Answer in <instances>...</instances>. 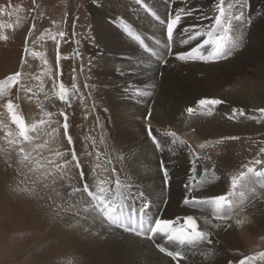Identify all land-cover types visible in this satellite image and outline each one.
<instances>
[{"label": "bare ground", "instance_id": "bare-ground-1", "mask_svg": "<svg viewBox=\"0 0 264 264\" xmlns=\"http://www.w3.org/2000/svg\"><path fill=\"white\" fill-rule=\"evenodd\" d=\"M131 1L124 0L125 3H123L122 0H97L92 8L93 18L89 25L94 35L95 44L89 49H87L88 45L87 47L84 46V51L89 59V71L87 72L90 75V84L88 85L92 88L94 100L99 102L103 110L95 111L92 105L85 101L87 93L83 89L80 94L77 88L75 90L72 88L75 80L73 76L75 75V67L72 59L73 46H65L62 42L59 60L61 64H64L61 73L64 76L62 81H64L65 88L69 92L71 103L67 113L70 120L69 134L73 136L74 144L72 146L67 144V140L63 136V116L55 112L56 105L51 101L59 99L57 94L53 92L52 99L46 89L42 91L45 92L44 97L47 101V109L43 118L46 121L44 124L46 131L43 127L38 129H42L41 135L49 141V145L53 143L58 150L68 151V147L70 149L74 147L82 162V167L85 169V179L91 178L93 184L96 180L106 178L102 163L105 165L106 159H111V166L117 169L121 180L130 185L126 194L129 195V201L135 203L133 204L134 207L140 203L136 197L138 190L144 191L151 201L147 218L161 219L167 217V219H175L193 215L202 229H206L203 227H210L212 229L210 231L212 244L201 242L198 244V247L201 248L191 247L185 250V252H192L195 255V264H238V260L231 257L232 252L240 250L242 253H246L249 247H251L250 251H255L263 246L261 243V245H255L259 238L264 237V192L258 195L252 194L255 201L251 203L245 195L241 194L239 189L254 175L248 174L241 185L233 190L231 188V176L236 175L235 172L232 171L231 173L229 169H219L217 172L219 179L216 178L215 182L213 181L215 185H212L206 193L209 195H227L229 191L233 193L229 197L233 202L232 205L226 207L224 211L222 210V215L227 212L230 219L221 220L223 224L220 226H216L218 221L206 224V220L212 221L210 216L199 212V207L190 208L183 205L182 198L191 170L189 162L194 161L203 149L218 143L223 137L237 136L243 134L245 129L249 130L256 118H264V114L257 111L263 106L256 102L251 103L245 96L231 92L214 98L222 99L224 103L213 109L212 115L207 114V109H199L197 113L193 114L195 116L193 119L188 118L189 114L186 110L189 107H195L201 98H212L208 96V93L217 92V89H221V86L227 83L226 81L230 76L239 74L241 64L256 63V65H260L261 70H264V28L261 27L264 24V10L260 14L261 18L252 26L257 33L253 42H258V46L246 45L245 40H249L251 37V33H249L247 37L243 36L242 44L227 60L204 64L199 61L181 62L173 59L177 50L174 45L173 54L167 59L168 63L161 68L156 60L151 61L148 55L136 48L135 44L123 35L118 27L127 24L131 29L142 35H147V39L149 37L153 43L157 41L156 38H163L162 41L165 42L164 28L153 18L147 17L140 7L137 4V6L133 5ZM208 1L210 0L206 2ZM214 1L208 2L205 7L210 9ZM248 1L254 4L257 2ZM258 1L263 3L264 0ZM143 3L148 5L151 17L153 12L160 15L165 14V16L170 11L172 12L171 8L158 0H143ZM160 19L166 21L165 18ZM189 20L199 21L195 14L191 17L187 16L183 19L179 33H181V29L188 27L187 22ZM258 27L261 29H257ZM179 41L180 36H177L175 42L179 43ZM182 46L185 45L182 44ZM161 52L162 50L159 49L158 54ZM25 56L26 54H23L22 49H16L15 53L9 51L5 55L1 54L0 81L6 72L3 73L8 61L15 60L17 68L22 70L24 68L21 60ZM118 68L125 72V75H121L117 71ZM158 73H161L160 78L157 77ZM23 83L28 87L30 85L26 80H23ZM129 84H131L129 95H125L124 88ZM137 87L141 88L142 91H147L149 95L142 98L135 97ZM28 93L21 95L24 99L20 101L22 104H20V111L24 114H28L30 111ZM258 96L260 102L264 104V89L259 90ZM153 101V111L150 109L152 115L149 117L147 109L150 108L149 104ZM236 106L244 108L247 116L240 117L237 115L235 119H228L231 109ZM48 113L52 115L49 116ZM96 117H100L99 124H97ZM243 121L245 124H242ZM25 123L29 128L33 125V122L25 121ZM148 125L151 126L153 134L157 138H161L163 151L160 155L156 154L153 145L146 137ZM53 129H56V132L50 137L48 133L52 132ZM171 132L177 134L175 144L172 143L173 137L169 135ZM101 136L104 138L103 142H101ZM93 141H95V148ZM181 141L185 143L181 144ZM201 144L206 145V147L201 149ZM175 150L182 151V153L179 154L178 152L176 155ZM96 151L101 154L99 159L95 155L91 157L83 155L85 152L95 153ZM48 154L50 155V153ZM171 154H175L172 160ZM159 157L169 163L171 181L168 187L163 186L158 171L159 161L157 162V159ZM66 159H71L69 153ZM97 164L101 167L97 169V173L93 177L92 170L96 168ZM78 173L79 169L69 165L65 182H62L64 184L61 189L62 193L70 191L72 186L81 187L82 182L79 180ZM204 177L203 169L200 168L197 170V176L193 182H201ZM9 191L8 188L2 190L0 184V211L7 213L14 220L15 233L27 234L32 232L33 235H40L38 242L27 241L26 244L23 241V243H18L17 249L24 245L27 249H31L30 247L33 246L37 248L49 243L48 245L62 250V254L69 258H63L65 262L73 258L75 260L72 261H80L82 264H169L170 257L157 251L151 242L138 238L134 234L124 233L118 229V235L109 234L106 230L100 231L97 235L95 227L91 229L92 235L73 232L63 223L52 219L51 212L48 210L50 200L47 199L42 211L36 212L33 209L21 207L19 199L23 196H17L16 193L15 197L19 199H15L14 203ZM193 191L198 195H207L199 190ZM48 195L49 193H47ZM163 200H167V203H163ZM85 227L87 228L88 225L85 224ZM157 242L166 246L169 251L181 249H179L177 242L176 249L173 247L174 244L172 245L166 239L157 238ZM211 251L215 253L212 262L205 263L204 258ZM28 260L32 261L30 264H41L42 257L36 253ZM25 263L29 264L26 261ZM188 263L192 264V260L186 259L183 262V264ZM20 264L23 263L20 262ZM172 264L175 262L173 261Z\"/></svg>", "mask_w": 264, "mask_h": 264}, {"label": "rangeland", "instance_id": "rangeland-1", "mask_svg": "<svg viewBox=\"0 0 264 264\" xmlns=\"http://www.w3.org/2000/svg\"><path fill=\"white\" fill-rule=\"evenodd\" d=\"M95 1L97 0H0V36L8 37L6 41L0 40V55H5L6 53H9V51L15 53L16 49H22L23 54H26V56L22 59L23 61H25V63H23L24 69L21 70L17 68L15 60L8 61V64L3 71V73L5 71L7 73H4L3 79L1 81H4L8 76L12 75L17 71L22 72V74L24 75V80H26L30 84L29 87L31 86L30 88H32L31 91L33 92H29L27 94L28 102H30L28 103V106H30L29 113L24 114L23 112H20L24 116L25 121L33 122V124H36L38 128L43 127L45 131L46 128L44 124H39V121L45 117V110L47 109V101L44 97L45 92L42 91L46 89L47 93L50 95L51 98L50 91H55L56 89H58L53 88L54 84L58 85L60 83H63L65 85L64 81H62L64 80V76L61 74L63 67L62 65L64 64H61L60 60L57 61V54L61 53L62 42L65 46H73L74 53L72 59L75 67V75L73 76L75 77L74 84L76 85L77 90H79L80 94L82 93V89L85 93H87V100L85 99V101L91 104L95 111L100 109L103 110L99 102L94 100L91 91L92 88L90 87V85H88L90 84V75L88 74L89 72H87L89 71V59L87 58L88 56L84 51L87 45V49H89L90 46L93 47V44L90 41L94 40V35L90 30L89 24H91L92 22V8L95 5ZM122 1L123 3H125L124 0ZM158 1L171 8L172 12L174 11V13L180 8H184L185 11H187L188 9H193V12L195 14L203 13L206 14L208 17H212L214 15V4L216 2L215 0L213 2L214 6L211 5L210 9H207L205 6H207L208 2L212 0L208 2H206L207 0H174L171 2L174 5L168 4V0ZM238 1L239 0H225V4L227 5L228 3H233L235 5V3H237ZM252 1L257 2L256 4H254L253 2L250 3L251 9H256L260 11L261 14L262 10H264V1L263 3L258 0ZM131 2L133 3V5H138L140 7V4L135 3L136 0H132ZM178 4L179 6L177 7ZM146 6L149 9L148 5ZM145 9L146 8L143 7L141 10L144 12ZM89 10L91 11V13ZM194 13L192 15H194ZM163 15L165 16V14ZM186 17L187 16L182 15V19ZM152 18L163 27V20L160 19V21H158L153 16ZM206 22L210 23V20H206ZM187 23L188 27L201 26V23L196 21L189 20ZM232 24L233 25L230 31L236 32L243 30V28L239 26L236 21H233ZM118 27L121 29L123 35H125L129 40H131L135 44L136 48L148 55L151 61L155 60L154 55H150L143 50L144 45H147L150 48V45L148 43H150L151 41L149 37L147 39V35H142L138 31L130 28L132 32H134L137 36L140 37V40H136L133 36L128 35V32L124 29L123 26L119 25ZM261 27L264 28V24H262ZM261 27H258L257 29H261ZM61 32L65 34L63 37L60 36ZM245 32L243 34V36L245 37H247L248 34L251 33V37L249 38V40H245L246 45H251L252 47H254V45L258 46V42H253L254 37L257 35L255 29L251 27ZM233 34L234 33L228 35L232 37ZM234 35L236 39L233 40L237 42L236 49H238L239 46L242 44L243 38L241 40L236 34ZM162 39L163 38H156L157 41L154 43L156 44L158 41L164 43ZM142 40L143 45L141 44ZM159 44L160 43H158V45ZM25 48H27V52H25ZM155 53H157V51H155ZM158 64L160 65V63ZM241 65L242 66H240V71L238 70L239 74L230 76L226 81L227 83L221 86V89H217V92H209L208 96L212 98H218L220 96L230 94L231 92H235L236 94L245 96L247 100H249L251 103L256 102L260 104V106L264 107V104L260 102L258 96L259 90L264 89V70H261L260 65H256V63L250 65L249 63H246ZM157 77L160 78L161 73H158ZM86 83L88 87H85ZM12 91L13 93H16L17 89L13 88ZM20 94L23 95L24 92L22 91ZM51 101L56 105V113H67V110L69 108L68 103L66 104V102L64 101ZM19 103L21 104L20 101ZM62 104L66 106L65 109L60 107V105ZM153 105L154 101L149 104L150 108L147 109L148 112L150 109L153 111ZM235 108L239 109L238 106H236ZM190 117L193 119L195 118L194 115H189L188 118ZM242 124H245V122L243 121ZM5 125L7 126V129L13 131L15 130V125L11 123V118L8 115L7 110L3 107H0V184L2 190L8 188V191L10 190L9 194L12 198V201L15 203V199H17L15 197V193L17 196H20L18 193V189L20 187H35L38 192L37 198L33 199L31 197H21V199H18L20 200L21 207L33 209L36 212H40L43 208H45V202H47L46 197L48 191L44 189L42 185L32 183L35 177H33L32 173L28 171V168L24 167L21 163V158L18 155L17 149L9 145L4 138ZM41 131L42 129H39L38 133H31L33 136L38 137V139L35 141L36 143H42V141L46 140V138L41 135L43 133ZM244 131L245 132L243 134H239L236 136L238 137V139L236 140L222 138L218 143L212 144L211 146L206 149H203L199 153L200 159L197 160V158H195L194 160L197 163V170L200 168L204 169L206 167L208 169V172L205 174L204 179L199 183L202 186L194 187L193 190H199L201 193H206L212 185H215L214 182L216 177H218L217 172L219 171V169H229L231 173L233 171L236 175L239 174V172L241 171L247 172V168L245 167V165L254 167L257 171L264 170L261 168L260 165H255L251 163L256 159H261L262 161H264V153L260 152V149L264 148V118H256L255 122L252 123L249 130L245 129ZM147 139L150 141L148 137ZM51 146L55 147L53 143H50L49 147ZM69 150L70 147H68V153L70 154ZM178 152L179 154L182 153V151L175 150L176 155L178 154ZM43 154H48L47 149L44 150ZM175 154H171V160L175 157ZM32 155L35 156V153H32ZM158 161L159 160L157 159V162ZM192 162L193 161L191 160L189 164L191 165ZM102 166H104L103 163ZM166 166L169 168V163L167 161ZM159 174L161 176L160 171ZM63 182H65V180ZM241 190V192L249 201H251V203L254 202L255 199L252 198V194L258 195L264 192V178L253 176L252 179L243 184ZM210 206L207 204L203 205L199 207L198 211L204 214L206 213L208 217L210 216L209 218L212 220V222L216 223L218 221L216 223V226H220L221 224H223L221 223L223 220L221 221L215 218V211L213 207ZM189 207L192 208L191 206ZM8 216L9 215L7 213L0 211V264H20V262L24 264L25 261L30 264L32 261H27V259H30L36 253H38L39 256L42 257L41 264H65L66 262L67 264H82V262L80 261H72L75 260L73 258L72 260H68L65 262V259L63 258H69L62 254V250L48 245L49 243H45L37 248H34L33 246L30 247L31 249H27L24 245L23 247L19 246V249H17L16 247L18 243H23V241H25L26 244L28 242H38L40 235L34 234V236L32 232H29L27 234L15 233V224H13L14 220H12L10 216ZM163 218L167 219V217ZM203 228L212 231L210 227ZM257 242L258 243L255 246L261 244L263 246L261 248L256 249L255 251H250L251 247H249L248 250L246 249V253H242V251L240 250L238 252H232L231 257L237 259L239 262V260L243 259L244 256H256L257 259L252 261L251 264H264V259L259 258V253L264 252V237L259 238ZM171 243L172 245L174 244L173 247L176 249V242ZM178 247L179 249L181 248L180 250L184 251V254L187 259H191L192 264H195V255L192 252H185V250L191 248V246L179 244ZM42 248L44 249L38 251ZM195 248L197 249L201 247H198L197 245V247ZM155 249L159 251L156 247ZM214 255L215 253L211 251V253L206 257L207 259L204 258V262H212L211 260Z\"/></svg>", "mask_w": 264, "mask_h": 264}, {"label": "snow or ice", "instance_id": "snow-or-ice-1", "mask_svg": "<svg viewBox=\"0 0 264 264\" xmlns=\"http://www.w3.org/2000/svg\"><path fill=\"white\" fill-rule=\"evenodd\" d=\"M171 4L172 0H168ZM137 4L146 8V11H150L146 5L143 4V0H137ZM247 4V0H244V4L240 5V11L238 15L232 14V9L235 6L233 3L225 4V0H216L214 7V15L208 17L202 13V18L210 20L209 26H190L181 29V33H176L178 25L182 23L183 16H191L193 9L185 11L184 8H180L175 11L174 14L170 11L166 21H163V28L166 31V39L164 42V49L166 52L157 54L152 51L147 45H144V50L151 52L152 55L157 56V63H168L167 56L172 55V48L175 44V37L180 36V43L185 46H190L195 42V46L190 47V50L179 51L175 54V59L183 62L188 61H202L204 63L216 62L220 60H227L231 57L237 48V42H229L228 33L232 28L233 21H241L244 18L243 8ZM153 16L160 21V17L156 16L153 12ZM124 29L128 32V35L133 36L136 40H140L134 32L131 31L130 26L123 25ZM182 34V35H181ZM65 34L60 33L63 37ZM7 36H0V40L6 41ZM202 40V42H201ZM95 44V40L90 41ZM143 45V41H141ZM27 52V48H25ZM59 60V54H57V61ZM22 65L25 61H21ZM117 71L121 75H125V72L119 68ZM24 75L22 72L17 71L8 76L4 81H0V107L7 110L8 115L11 118V123L15 125V130L7 129L5 125V140L11 146L18 151V155L21 158V163L24 167L28 168V171L32 173L33 184L42 185L49 193L47 199L51 201L48 205V210L51 212L52 219L63 223L67 228L73 232L88 233L92 235L91 229L95 227L97 229V235L100 231L106 230L109 234L118 235L117 230H123L124 233L134 234L138 238H142L151 242L160 253H165L167 257H170L169 264L174 261L175 264H183L187 257L183 250L169 251L166 246L157 242V238L169 242H178L180 245H189L195 248L201 242H207L212 244L213 241L210 238V231L202 229L198 224L196 218L193 215H186L185 217H177L175 219H149L147 218V211L151 207V201L147 198L144 191H137L136 197L140 201L139 205L132 207L130 211H126L128 205L126 204L127 196L126 191L130 188V185L121 180L117 169L112 167V160L106 159L103 171L106 173L105 179L96 180L95 184L92 183V179H85V169L82 167V162L78 158L77 151L72 147L70 151L71 159H66L68 151H60L56 148L49 147V141L44 140L42 143H36L37 136H33L31 133L38 132L39 129L36 124L31 125L29 128L24 116L20 112V103L24 97L21 96V92H31V88L23 83ZM85 87H88L86 84ZM16 88L17 92L13 93L12 89ZM53 88H58L57 96L59 100L69 104V92L65 88L63 83L58 85L54 84ZM72 88L75 90L76 85L73 84ZM131 84L124 88V94L129 95V89ZM147 91H142L137 87L135 90V97L142 98L148 96ZM224 100L214 98H201L198 100L195 107L187 108V113L193 115L199 109H207L208 115H212V110L217 106L222 105ZM107 111V109H106ZM261 114H264V107L257 109ZM51 116V113H48ZM63 116V136L67 140V144L72 146L74 144L73 136L69 134L70 120L68 114L61 112ZM152 113L149 110L148 116L151 117ZM244 117L245 110L243 108L231 109L228 119H235L236 116ZM97 124L100 122V117H96ZM46 121L41 119L40 125L45 124ZM147 136L155 144L156 150L162 152V146L159 143L157 136L153 134V130L150 125L146 128ZM56 129L48 133L51 137ZM173 137L172 143H176V132L169 133ZM103 136H101V142H103ZM223 139L236 140V136H227ZM184 144V141L180 142ZM93 147L95 148V141H93ZM206 145L201 144L200 148H205ZM50 155H44V150ZM171 151V150H170ZM261 153H264V148L260 149ZM35 153V156L32 155ZM83 155L93 156L97 159L100 158V152H85ZM200 157L197 156V160ZM255 165H260L264 169V161L256 159L251 162ZM69 165L79 169V180L82 182L81 187L72 186L70 191L61 192L64 187L62 183L67 177V169ZM101 166L97 164L96 168L92 170L93 177L97 173V169ZM247 172H239L237 175L231 176V188L235 190L241 185V182L246 179L248 174H253L256 177L264 178V170L257 171L254 167L245 165ZM159 171L162 177V184L164 187L170 185L171 176L166 161L161 158L159 161ZM208 169H203V174H206ZM197 176V163L195 161L191 164V170L189 172V179L185 184V193L182 198V203L185 206H191L192 208L201 207L203 205H211L215 211V218L218 220L227 221L229 219L227 212L221 215V211L226 207L232 205V201L229 197L233 194L231 191L227 195H198L195 194L194 187H201L199 183L193 185L192 181ZM219 179V177H216ZM18 193L23 197H37L38 192L35 187H20ZM79 194V195H77ZM163 203H167V200H163ZM239 222V221H238ZM206 224H211L212 221L206 220ZM85 224L88 227H85ZM179 225V226H177ZM215 227V225H213ZM259 258L264 259V252L259 253ZM257 259L256 256H244L239 260L238 264H251L252 261Z\"/></svg>", "mask_w": 264, "mask_h": 264}]
</instances>
